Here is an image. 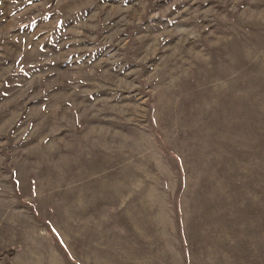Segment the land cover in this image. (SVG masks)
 <instances>
[{
	"label": "rangeland",
	"instance_id": "374dc122",
	"mask_svg": "<svg viewBox=\"0 0 264 264\" xmlns=\"http://www.w3.org/2000/svg\"><path fill=\"white\" fill-rule=\"evenodd\" d=\"M0 264H264V0H0Z\"/></svg>",
	"mask_w": 264,
	"mask_h": 264
}]
</instances>
